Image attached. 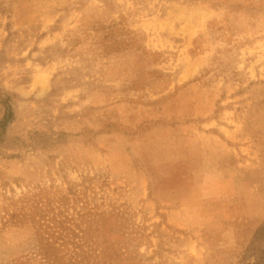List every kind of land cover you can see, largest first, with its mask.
I'll return each instance as SVG.
<instances>
[{
  "label": "rangeland",
  "instance_id": "374dc122",
  "mask_svg": "<svg viewBox=\"0 0 264 264\" xmlns=\"http://www.w3.org/2000/svg\"><path fill=\"white\" fill-rule=\"evenodd\" d=\"M0 264H264V0H0Z\"/></svg>",
  "mask_w": 264,
  "mask_h": 264
},
{
  "label": "trees",
  "instance_id": "16d2710c",
  "mask_svg": "<svg viewBox=\"0 0 264 264\" xmlns=\"http://www.w3.org/2000/svg\"><path fill=\"white\" fill-rule=\"evenodd\" d=\"M8 116H9V114H8Z\"/></svg>",
  "mask_w": 264,
  "mask_h": 264
}]
</instances>
